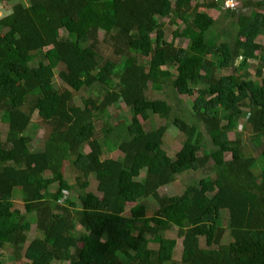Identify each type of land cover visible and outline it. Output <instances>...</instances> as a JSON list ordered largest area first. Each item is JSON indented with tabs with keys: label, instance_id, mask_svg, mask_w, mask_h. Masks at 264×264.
Returning a JSON list of instances; mask_svg holds the SVG:
<instances>
[{
	"label": "trees",
	"instance_id": "obj_1",
	"mask_svg": "<svg viewBox=\"0 0 264 264\" xmlns=\"http://www.w3.org/2000/svg\"><path fill=\"white\" fill-rule=\"evenodd\" d=\"M27 1L0 0L11 7L0 18V119L7 125L0 140V264L7 247L17 254L9 264H167L176 239L180 264H264V144L260 156L246 155L242 134L228 137L246 107L247 140L259 145L264 86L216 77L237 59L243 65L264 54L247 37H264V0L242 1L247 13L224 9L217 20L198 10H220L214 0ZM228 18L221 41L208 35ZM99 43L111 55L103 56ZM60 66L56 88L53 70ZM256 75L264 79V71ZM150 85L169 90L168 100L149 99ZM121 103L133 133L106 123L104 138L95 139L96 119ZM34 113L48 128L38 152L29 149L26 134ZM152 117L163 125L144 132L142 122ZM169 128L182 137L180 158L162 148ZM115 151L120 158L102 159ZM70 156L79 174L74 184L63 172ZM198 170L203 176L174 198L158 194L175 175ZM90 176L96 193L87 191ZM53 184L55 193L48 194ZM73 186L82 194L63 206L62 193ZM149 198L157 203L151 214ZM29 216L41 238L26 244Z\"/></svg>",
	"mask_w": 264,
	"mask_h": 264
},
{
	"label": "rangeland",
	"instance_id": "obj_2",
	"mask_svg": "<svg viewBox=\"0 0 264 264\" xmlns=\"http://www.w3.org/2000/svg\"><path fill=\"white\" fill-rule=\"evenodd\" d=\"M195 1L196 3H201V0H191V2ZM236 3V9H238L239 11H242L244 13H247L248 10L242 6V1H246V0H234ZM248 1H256V0H248ZM16 2H20L22 3L24 6L28 5V1L27 0H16ZM100 5V4H99ZM98 5V6H99ZM102 6V3H101ZM235 9V10H236ZM199 11H202L204 13H206L209 17H211L212 19H218V17L220 15H223V8L221 7L220 10L218 7L216 8H199ZM11 12V7L8 4L2 3L0 4V18L7 14H9ZM230 18L223 20V22H218L210 29V32L208 33L209 36H214L215 38H219L221 36L220 32H221V28L224 27L226 29L227 25L229 23ZM164 23H167L164 22ZM264 25V24H263ZM223 36H221L220 41L222 39ZM247 37L252 40L255 43H258L261 46H264V37L262 36H254L251 34H248ZM103 38V33L102 32H98L96 35V39H98L99 42L102 41ZM168 41L170 40V36H167ZM175 45L178 46H185L186 41L183 40H174L173 42ZM100 46V50H101V54L105 57L111 55V51L112 48L108 47L106 44L104 43H99ZM60 68H55L53 70V78H52V83L54 85V87L59 88L61 87V81L58 77V72L60 71ZM256 71H264V54L263 52H257L256 53V57L250 60H246V62H244L243 65L240 64V60L237 59L233 62V65L229 68H226L224 70H218L216 72V77L219 76H224V75H234L237 76L239 78H246L250 81H252L254 84L260 85V86H264V79L261 78L260 76L256 75ZM198 88V86L196 85L193 88V95L190 97L184 98L183 100L185 101V105L188 107L190 102L193 100L194 96H195V90ZM146 96L149 99H163V100H168V96L170 95V91L163 89L161 90L160 86L158 85H150L145 92ZM79 93H74L73 95V102L75 105H81V100L80 97L78 96ZM88 96V93L86 92H81L80 96ZM172 95V93H171ZM234 102L239 104L240 103V99L238 97H236L234 99ZM240 105V104H239ZM240 111L241 113L235 118L236 122H235V127L233 129V131L228 133V137H232V132H238L242 134V138L246 141L247 143V148H246V155H251L253 154L254 156L259 155V149H257V147H260V144H264V136L262 138V140L259 141V145H253V143L249 142L247 140V138H251L249 137L250 135V129L248 127V125H246L245 123V118H246V114L248 109L246 107H240ZM220 114L222 115V112H220ZM1 115V112H0ZM224 116H226V113H224ZM131 115L128 112L127 108L125 107L124 104H119L118 106H110L108 107V109L106 110V112L104 113V115L102 116V118L96 119L95 121V131H94V138L98 139V140H102L104 138V133H103V129L107 126L106 123H110L111 125H124L123 127H125V129L127 130L126 127H130L129 131L130 133H133V128L128 125V121L130 120ZM164 121L160 120L156 117H152L151 119H149L146 122H142L143 125V131L147 132L151 129H154L160 125H163ZM225 120L223 119L221 121V124H224ZM28 136H30L31 141L29 144V149L33 152H38L40 150H42V146H43V142L45 140V138L47 137L48 134V128L45 124H43V122L40 120V118L37 116V114H33L32 116V122L30 123L27 133ZM7 137V125L5 123H3L0 119V140L2 142H4L6 140ZM245 143V144H246ZM258 143V142H257ZM181 144H182V137L179 136L176 131H174L172 128L167 129L165 136H164V140H163V145L162 148L164 149V151L168 154V156L170 157V159H176V158H180L181 157V152H180V148H181ZM252 144V145H250ZM256 144V143H255ZM81 152H87L88 149L87 147L81 148L80 149ZM225 156V160L229 159V155L228 154H224ZM260 156V155H259ZM121 154L118 151L109 153V154H104V156L102 157V159L104 158H120ZM75 159V156H70L69 158H67V160L64 163V177L66 179V181L70 182L71 184H74L75 178L76 176H78V171L77 169L73 166V160ZM261 160V159H260ZM208 165V164H206ZM260 170V163L258 162V164H255L254 166H252L251 168V172L253 175H257V173H259ZM203 171H196V172H183L179 175H175L173 177V180L170 182V184L165 185L163 187H160L158 189V194L160 196H168L170 199L174 198L175 196H177L187 185L191 184L192 181L199 179L200 177L203 176L202 174ZM144 175V171H142V173L140 174V176L137 178L138 180H141L143 178ZM51 175L48 174L46 175V177H50ZM57 188L56 184H53L52 186L49 187V189L47 190L48 194H52L55 193V190ZM87 191L96 193V181L94 179L93 176L89 177V187L87 189ZM82 194V190L78 189L76 186L72 187V190L69 192L68 194V200L66 204H62L63 206H66L69 204L70 201H73L74 203H77V197L78 195ZM147 204H148V212L149 214L152 213L153 210H155L157 208V203L154 199L149 198L147 199ZM133 206V204L128 203L127 204V209L129 207ZM16 208L22 209L21 205H17L16 204ZM35 217L34 216H29L27 217V221L25 223L26 226H28L29 228V233H27V241L26 244H29L31 241L35 240V239H40L41 235H39V233L36 232L35 230ZM76 234L77 236H80L81 234V230L77 229L76 230ZM170 237H174L173 234H169ZM80 247V245H79ZM3 258L1 260V262H4L5 264H9L11 262V259L16 258V253L14 252V250H12L10 247L5 248L3 251ZM22 254L20 253V259L22 260ZM182 253H181V247H180V240L176 239V246L174 249V253H173V257L172 260L170 261V263L167 264H180L179 260L181 257ZM59 264H67V263H59Z\"/></svg>",
	"mask_w": 264,
	"mask_h": 264
},
{
	"label": "built area",
	"instance_id": "obj_3",
	"mask_svg": "<svg viewBox=\"0 0 264 264\" xmlns=\"http://www.w3.org/2000/svg\"><path fill=\"white\" fill-rule=\"evenodd\" d=\"M214 1L221 2V7L223 9H233L234 7L237 6L234 0H214ZM67 196H68L67 193H62L60 204L65 203Z\"/></svg>",
	"mask_w": 264,
	"mask_h": 264
}]
</instances>
